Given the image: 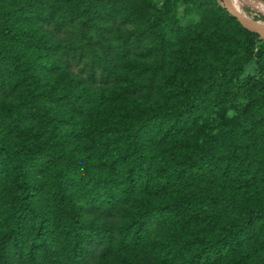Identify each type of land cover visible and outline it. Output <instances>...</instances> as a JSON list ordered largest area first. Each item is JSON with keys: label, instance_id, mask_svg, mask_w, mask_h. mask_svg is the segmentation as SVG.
Returning <instances> with one entry per match:
<instances>
[{"label": "trees", "instance_id": "trees-1", "mask_svg": "<svg viewBox=\"0 0 264 264\" xmlns=\"http://www.w3.org/2000/svg\"><path fill=\"white\" fill-rule=\"evenodd\" d=\"M208 1L0 0V264H264V39Z\"/></svg>", "mask_w": 264, "mask_h": 264}, {"label": "rangeland", "instance_id": "rangeland-1", "mask_svg": "<svg viewBox=\"0 0 264 264\" xmlns=\"http://www.w3.org/2000/svg\"><path fill=\"white\" fill-rule=\"evenodd\" d=\"M157 8H160L166 0H152ZM201 5L203 7V12L207 16V23L217 22L220 19L221 12L214 8L208 0H200ZM255 1V0H249ZM234 4V2H233ZM221 6L227 7L226 3H221ZM243 14L251 20L253 23H264V7L259 4H246L244 3L242 6ZM239 10H241L239 6ZM241 12V11H240ZM234 13V11H233ZM202 12L194 6L191 2L189 5L181 4L178 9V16L180 19V24L183 28L190 29L195 27L202 21ZM235 16V14H234ZM236 17V16H235ZM244 21V20H243ZM232 31L236 28L232 24L229 26ZM256 33V32H255ZM260 35V39H264L263 35ZM258 75V64L257 62H253L252 64L248 65L245 69V73L242 79H246L249 77H254ZM113 105L112 107L116 111L119 106L120 97L119 94L113 95ZM245 101L242 99H231L222 110H214L211 114L209 119V124L211 125V130L213 133L217 132L220 125L224 122L225 118H232L234 117L238 110L244 105Z\"/></svg>", "mask_w": 264, "mask_h": 264}, {"label": "bare ground", "instance_id": "bare-ground-1", "mask_svg": "<svg viewBox=\"0 0 264 264\" xmlns=\"http://www.w3.org/2000/svg\"><path fill=\"white\" fill-rule=\"evenodd\" d=\"M234 2V8L238 11V13L242 16L244 22L246 24L253 25L259 29V31L264 35V23H253L251 22L250 19H248L244 14H243V9L242 6L244 3L246 4H258L256 1H249V0H232ZM239 6L241 10H239ZM241 11V12H240Z\"/></svg>", "mask_w": 264, "mask_h": 264}, {"label": "water", "instance_id": "water-1", "mask_svg": "<svg viewBox=\"0 0 264 264\" xmlns=\"http://www.w3.org/2000/svg\"><path fill=\"white\" fill-rule=\"evenodd\" d=\"M233 11H234V14L236 16V18L238 19V21L243 25V27H245L246 29L252 31V32H256V33H260L262 34L259 29L253 25H250V24H246L244 21H243V18L242 16L238 13V11L233 7ZM263 35V34H262ZM264 37V35H263Z\"/></svg>", "mask_w": 264, "mask_h": 264}, {"label": "crops", "instance_id": "crops-1", "mask_svg": "<svg viewBox=\"0 0 264 264\" xmlns=\"http://www.w3.org/2000/svg\"><path fill=\"white\" fill-rule=\"evenodd\" d=\"M259 5L264 7V0H255Z\"/></svg>", "mask_w": 264, "mask_h": 264}]
</instances>
